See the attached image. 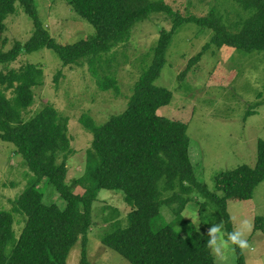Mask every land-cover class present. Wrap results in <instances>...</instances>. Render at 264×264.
I'll use <instances>...</instances> for the list:
<instances>
[{"label":"trees","instance_id":"trees-1","mask_svg":"<svg viewBox=\"0 0 264 264\" xmlns=\"http://www.w3.org/2000/svg\"><path fill=\"white\" fill-rule=\"evenodd\" d=\"M66 1L93 25L94 37L75 44H59L41 23L36 0H0V48L7 44L6 20L15 14L17 4L34 23L33 35L27 43L17 41L9 52L0 50V64L7 66L23 54L49 50L58 55L63 68L87 64L99 89L118 95L119 81L111 73L115 59L105 56L129 43L137 24L154 14L166 15L172 28L160 34L152 49L151 63L135 84L123 113L102 125L89 115L81 118L93 141L87 151L84 176L70 185L67 165L75 150L69 135V118L50 105L25 120L35 102V88L44 84L43 68L27 64L18 70L4 68L0 72V139L14 145L15 153L34 175L13 201L12 210L0 209V264H67L71 250L80 240L83 249L79 264H92L87 256L88 234L93 225V204L101 190L123 193L131 207L124 228L118 221V209L108 207L111 212L105 221L116 227L101 238L104 246L130 264H216L207 247L209 229L214 223L222 224L226 238L235 230L228 202L251 199L264 181V140L258 142L255 167L244 165L219 175L217 192L211 191L198 178L191 160L188 125L157 114L159 109L171 104L173 93L158 88L155 82L166 64L174 36L185 24L210 30L213 36L202 52L189 61L179 79L196 67L213 47L218 50L229 47L244 54L264 53V0H235L241 10L250 12V17L246 20L243 17L230 27L211 15L200 16L188 9L181 11L164 0ZM62 78L61 70L55 76V83L58 85ZM44 179L55 188L64 206L44 202L45 195L37 188ZM77 186H83L85 194L75 193L73 188ZM195 196L204 200L199 214L207 228L205 232L183 219L187 205ZM164 206L189 228L187 235L171 226L153 231V220ZM16 214L26 215L25 227L18 238L14 230ZM259 230L264 231L263 217L256 219L254 233ZM235 252V264H247L243 250L235 246Z\"/></svg>","mask_w":264,"mask_h":264},{"label":"rangeland","instance_id":"rangeland-1","mask_svg":"<svg viewBox=\"0 0 264 264\" xmlns=\"http://www.w3.org/2000/svg\"><path fill=\"white\" fill-rule=\"evenodd\" d=\"M164 1L181 11L188 9L200 16L211 15L227 27L243 17V20L250 17V12L241 10L235 0ZM36 5L41 23L59 44H75L96 35L93 25L80 17L66 0H36ZM6 26L4 39L7 44L1 46L2 52H9L17 41L27 43L34 32L33 21L19 4L16 5L15 14L6 20ZM171 28L172 22L166 15L154 14L147 21L137 24L129 43L120 45L105 56L115 59L111 73L119 81L121 92L118 95L113 91H101L87 64L63 68L58 55L49 50L23 54L15 63L7 66L0 64V72L4 68L18 70L27 64L43 68L44 84L35 88V102L25 120L33 118L50 105L61 116L69 118V135L75 150V155L70 157L67 165L69 185L84 176L87 151L93 141L92 134L86 131L81 118L89 115L98 125H102L113 116L123 113L133 95L135 84L151 63L152 49L160 34ZM212 36V31L195 24L182 26L174 36L166 64L155 85L173 93L171 104L159 109L157 114L188 125L190 157L197 176L211 191L217 192L216 179L219 175L244 165L256 166L258 142L264 140V53L244 54L229 47L220 50L213 47L204 54L196 67L179 79L188 68L189 61L202 52ZM61 70L64 78L57 85L55 76ZM7 95L12 97L11 93ZM15 151L14 145L0 139V209L6 211L12 210L13 201L34 178L24 164V159ZM37 188L45 195L46 204L57 202L64 206L63 200L46 179ZM73 191L83 195L86 189L77 186ZM203 201L200 197H193L183 213V219L190 221L201 232L207 230L199 214L200 203ZM108 207L118 209L121 227L128 225L127 215L131 207L123 193L101 190L92 209L93 225L88 234V259L92 264H130L119 253L102 244V236L116 227L105 221L111 212ZM228 211L235 230H239L244 221L248 222L245 238L250 249L243 250L247 264H264V231L254 233L256 219L264 218V181L256 188L251 199L228 202ZM193 212L199 214V227L192 223L190 217H186ZM25 223L26 215H15L14 230L17 238ZM165 226L173 227L182 235L189 233V228L186 229L167 206L162 207L160 215L153 220L152 229L157 232ZM82 249L80 240L71 250L67 264H79ZM227 255L229 264H235L234 245ZM213 256L218 264L215 253Z\"/></svg>","mask_w":264,"mask_h":264},{"label":"clouds","instance_id":"clouds-1","mask_svg":"<svg viewBox=\"0 0 264 264\" xmlns=\"http://www.w3.org/2000/svg\"><path fill=\"white\" fill-rule=\"evenodd\" d=\"M186 217H190L192 223H196L198 227L201 224L199 222V214L197 212H193ZM248 228V222L244 221L239 230L229 232L227 234V238H225V234L222 230V224H213V226L209 229L207 247L215 253L218 264H229V256L227 255V252L233 245L238 246L241 250L250 249V244L245 238V230Z\"/></svg>","mask_w":264,"mask_h":264}]
</instances>
